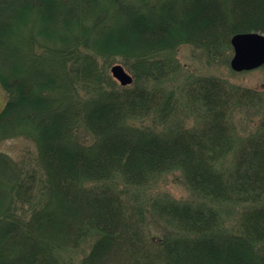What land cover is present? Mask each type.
<instances>
[{
  "label": "trees",
  "instance_id": "obj_1",
  "mask_svg": "<svg viewBox=\"0 0 264 264\" xmlns=\"http://www.w3.org/2000/svg\"><path fill=\"white\" fill-rule=\"evenodd\" d=\"M243 31L264 32V0H0V140L34 138L40 170L0 152V264H62L59 250L92 232L82 264H264V92L203 75L181 99L145 83L179 69L158 54L192 43L216 60ZM118 57L133 84L107 72ZM252 107L257 128L239 140L234 113ZM149 113L172 125L128 121ZM177 167L200 202L157 205L176 232L151 235L117 179ZM224 201L245 206L234 232L213 205Z\"/></svg>",
  "mask_w": 264,
  "mask_h": 264
},
{
  "label": "rangeland",
  "instance_id": "obj_2",
  "mask_svg": "<svg viewBox=\"0 0 264 264\" xmlns=\"http://www.w3.org/2000/svg\"><path fill=\"white\" fill-rule=\"evenodd\" d=\"M234 55L235 51L233 45L226 50L222 57L214 60L211 59L202 48L192 43H182L175 51L163 52L157 55V58H168L175 61L179 65L177 72L160 81L146 79L147 81H145V83L152 87H162L169 92L177 94L181 99L182 94H184L183 88L195 78L203 75L219 76L240 86L260 89L264 92V64L254 69L237 71L231 64ZM117 63L122 64L132 75L133 82L130 84H133L136 80L135 75L129 66L126 65L125 59L122 57L107 62V72L121 84L112 73V66ZM6 101L7 92L5 87L0 83V111L4 108ZM260 109L261 107L243 108L241 111L238 110L234 113L235 132L239 140L247 137L257 128L262 115ZM128 121L131 124H139L144 127H157L158 125L161 126L160 129L172 125L157 119L154 113H149L145 116H129ZM184 121L186 125H192L196 122V118L192 113H189ZM83 131L86 130L84 128L79 129V132L82 134ZM37 151L35 139L27 134H19L16 137L0 140V152L9 154L19 163L22 162L26 165L25 169L29 171L37 170L40 172L37 166ZM232 164L233 160L224 159L222 162V166L224 167H230ZM39 178L41 183L42 177ZM117 181L122 184L120 187L121 194L129 202L138 203L142 209L146 211L147 223L151 235L164 236L176 232V228L172 224L167 223L158 215L157 205L171 200L191 203L199 199L188 185L183 169L179 167L158 174L152 181L140 186L125 185L120 179H117ZM200 199L198 202H200ZM213 205L221 212L225 230L230 232L236 231L238 229L240 213L245 207L243 203L224 201L215 202ZM30 207L32 206H27L25 209L30 210ZM19 213H21L20 210ZM97 238L98 233L92 232L85 238L79 247L59 250L58 255L62 264H82L83 258L90 252ZM260 248L264 254V244H261Z\"/></svg>",
  "mask_w": 264,
  "mask_h": 264
},
{
  "label": "water",
  "instance_id": "obj_3",
  "mask_svg": "<svg viewBox=\"0 0 264 264\" xmlns=\"http://www.w3.org/2000/svg\"><path fill=\"white\" fill-rule=\"evenodd\" d=\"M231 43L235 51L231 64L235 70H250L264 64V33L239 32L233 35ZM112 73L123 85L133 82L132 75L122 64L113 65Z\"/></svg>",
  "mask_w": 264,
  "mask_h": 264
}]
</instances>
